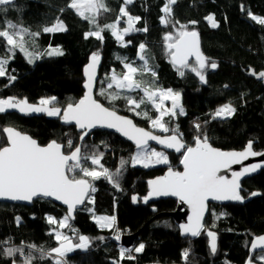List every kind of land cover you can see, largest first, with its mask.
<instances>
[{
    "label": "trees",
    "instance_id": "1",
    "mask_svg": "<svg viewBox=\"0 0 264 264\" xmlns=\"http://www.w3.org/2000/svg\"><path fill=\"white\" fill-rule=\"evenodd\" d=\"M122 2L107 0L112 9L107 13L113 16ZM67 3L68 0H15V5L6 13H0V26L10 20L35 32L53 24L58 16L68 26L66 32L41 34L36 41L40 51L49 44L53 47L62 46L65 53L63 56L45 55L29 64L23 54L17 52L16 58L8 66L9 71L15 70L13 74L17 79L5 87L7 79L0 78V98L27 97L29 102L37 103L42 97H56V104L63 108L68 102L78 101L84 95V67L91 54L99 52L101 68L95 96L109 106L108 99L98 95L99 89L106 87V82H101L106 81V75H110L111 69L115 68L117 72L124 70L117 56L136 61L137 65L142 64L137 58V46L144 42L152 57L150 63L156 66L157 83L182 94L186 114H178L171 119L165 117V120L170 128L179 125L180 132L184 134L183 140L188 145H194L192 138L197 134L194 123H200L202 132L208 135L209 141L216 147L241 150L249 140H253L254 150H264V80L248 73L249 68L257 73L264 71V26L253 21L247 11L240 9L243 4L253 14L264 17V0H177L173 5L174 20L183 24L198 21L195 25L188 24V30L198 31L205 57L218 64L216 69L209 67L206 70L207 83H202L191 72L181 77L169 62L163 36L168 32L175 34L180 26L165 27L160 23V9L165 0H134L133 4L127 6L132 15L142 18L136 27L146 25L148 28L147 32H134L125 36V41H132L127 47H122L109 32L104 33L103 43L94 37L84 39V33L90 29V25L76 15L74 10L69 9L61 14L59 10L65 8ZM209 15L214 16L218 27L213 28L205 19ZM112 18L103 19L99 16L98 20L104 25L112 23ZM2 54L3 49L0 48ZM148 78V74H145V79ZM224 103H231L236 112L228 118L212 119L215 110ZM115 107L118 112L131 116L137 124L152 129L149 120L129 112L122 99L115 101ZM146 110L151 116L155 115L150 105ZM9 125L31 135L41 145L53 139L63 144L68 139H72L74 144L80 142L81 133L75 126H65L59 117H50L45 113L24 115L9 111L0 114V129ZM3 144H6V138L0 131V145ZM82 150L89 155L103 152L101 163L115 172L121 158L129 160L136 147L118 134L97 129L87 136ZM65 151L70 150L65 148ZM168 158V165L149 168L132 167L130 163L125 165L119 179L120 190L103 178L92 181L97 189L91 194L94 203L87 201L74 218L68 221L69 226L62 229L63 234L74 241H78L79 235L87 234L91 243L87 250L75 249L67 254L68 264H113L119 258L117 244L112 239L116 227L129 229L127 235L139 234L133 249L140 243L145 245L142 253H133L136 255L135 260L125 258L122 264H245L252 240L264 233V169L242 182L243 196L247 197L252 192L260 193L259 196L243 204H210L205 226L207 228L215 224L212 230L217 234V251L213 255L206 231L195 238L182 237L174 219L162 214L176 209L175 199L143 202L142 198L148 193L149 179L162 175L169 167L181 170L182 155L168 153ZM88 163L90 165V161ZM134 195L138 197L136 203L132 200ZM213 212L225 215L217 219ZM66 213L67 209L46 199H36L31 206L0 202V241L10 238L16 245L23 241L48 251L57 247L58 243L54 235L50 234L55 226L50 225L46 217L51 215L60 219ZM96 215H115L114 229H101L93 219ZM16 217L21 218L19 224ZM99 237L104 239L100 240ZM185 249H189L186 261L182 257ZM28 251L33 252L32 264H53L51 259L41 258L39 252L26 247L25 252ZM262 254L264 252L255 253L252 259L264 264L258 259ZM15 259L19 264L22 257L16 256ZM0 264H11V259L0 255Z\"/></svg>",
    "mask_w": 264,
    "mask_h": 264
},
{
    "label": "snow or ice",
    "instance_id": "2",
    "mask_svg": "<svg viewBox=\"0 0 264 264\" xmlns=\"http://www.w3.org/2000/svg\"><path fill=\"white\" fill-rule=\"evenodd\" d=\"M133 3L134 0H123L116 20L104 25L99 23L98 18L102 13L112 11L107 0H68L66 7L59 11L63 14L66 10H74L76 15L90 25V29L84 33V39L94 37L103 43L104 33L109 32L122 47H127L132 41H125V36L134 32L148 31L146 25L141 28L136 27L142 18L129 12L127 6ZM176 3L177 0H165L160 9L162 15L159 20L162 25L175 27L179 24L180 26L175 34L168 32L163 36L165 53L181 77H184L186 72H191L202 83H207L206 70L209 67L216 69L218 64L205 57L201 51L199 33L196 30H188V24L195 25L198 21L193 20L188 24H183L179 20L173 19V5ZM14 5L15 0H0V13H6ZM240 9L247 11L253 21L264 26V17L256 16L250 10L245 9L243 4L240 5ZM125 17L127 18L126 27L121 28V21ZM205 19L211 23L213 28L218 27L213 15H209ZM66 31H68V26L59 16L56 17L53 24L44 26L35 32L23 24L13 23L10 20L5 21L0 26V48L3 49V54L0 55V78H5L8 81L4 86H10L17 79V76L13 74L15 70L9 71L8 67L16 58L17 52L22 53L29 64L45 55L49 57L63 56L65 53L62 46L53 47L49 44L46 49L40 51L36 41L41 34ZM137 58L143 63L137 65L136 61H129L127 57H116L124 70L117 72L115 68L111 69L110 75H106V81L101 82H106V87H101L98 93L99 96L108 99L109 106L107 107L93 95L96 70L101 60L99 52L91 54L90 61L83 70L86 78L85 95L78 101L68 102L63 108L57 106L56 97H42L37 103H30L27 97L0 98V114H6L9 111H17L24 115L43 112L50 117H59L65 124H75L80 130L79 139L81 142L92 129L97 127L114 129L128 140L133 141L137 149L129 160L121 158L120 166L113 172L101 163L103 152H93L89 155L82 150L81 144H74L72 139H68L66 144L53 139L46 145H41L32 136L22 133L14 126L2 127L0 131L5 134L6 144L0 145V198L28 202H32L34 198H52L67 206V213L62 218L57 219L51 215L46 217L47 222L55 226L51 229L50 234L54 235L58 243L57 247L45 251L35 244H25L23 241L16 245L11 242L10 238L0 241V255L11 259V264H17L16 256L22 257L19 264H32L33 252H25L26 247L39 252L41 258L51 259L53 264H68L67 254L69 252L75 249L87 250L91 243L89 237L79 235L78 243L73 244L58 229L69 226L67 222L73 217L78 205H84L86 200L88 203H94V197L90 194L95 193L97 189L92 181L103 178L114 188L120 190L119 179L125 165L130 163L132 167L140 165L144 168L160 164L168 165V156L163 151L151 147L149 141H155L159 145L181 153L180 163L183 166V171H174L169 167L166 175L149 180L150 190L142 198L143 202L147 203L153 196L178 197L182 203L189 205L192 212L188 222L180 225L182 235L198 237L202 231H206L210 251L213 255L216 253L217 234L212 230L215 228V224L206 228L203 222L205 212L208 210V201L243 203L246 197L241 194L243 191L241 179L259 169H264V161L233 172L230 179L218 173L221 169L241 163L249 157H264V151L254 150L253 140H249L242 151H222L212 146L208 135L202 132L200 123H194L197 132L192 138L194 145L184 143V134L180 132L179 125L170 128L168 121L165 120V117L171 119L178 114H186L181 103V92L172 88H163L157 83L158 73L155 70L156 66L150 63L152 57L148 53L146 43L141 42L137 46ZM192 58L195 63L190 62ZM248 73L257 79L264 80V71L257 73L254 69L249 68ZM145 74H148V79H145ZM113 88L116 91L110 92L109 90ZM137 90L142 92V95H132ZM121 99L125 102L129 112L149 120L152 129L171 134L163 137L156 135L153 131L137 126L132 118L119 115L115 101ZM168 101L171 102L170 107L166 105ZM149 105L157 113L155 117H152L146 110ZM235 112L236 108L231 103H224L215 110L211 118L224 119L231 117ZM65 148L70 151L66 152ZM250 195L257 196L260 193L252 192ZM132 200L133 203H136L138 197L134 195ZM213 215L216 214L213 212ZM223 215L225 213H220L216 215V218L219 219ZM94 220L101 229H114L116 224L115 215L94 217ZM16 221L19 224L21 218L16 217ZM99 239L103 240L104 237H99ZM115 239H120L118 231ZM251 248L253 251L260 248L264 252V235L256 237ZM144 249V243H140L134 249L121 248L119 258L113 264H122L125 258L135 260L136 255L133 253L140 254ZM188 255L189 249H185L182 253L185 261ZM258 259L264 262V254L260 255ZM247 264H253V259L249 258Z\"/></svg>",
    "mask_w": 264,
    "mask_h": 264
},
{
    "label": "water",
    "instance_id": "3",
    "mask_svg": "<svg viewBox=\"0 0 264 264\" xmlns=\"http://www.w3.org/2000/svg\"><path fill=\"white\" fill-rule=\"evenodd\" d=\"M197 32H198V31H197ZM199 39H200V35H199ZM200 46H201V39H200ZM201 51H202V48H201ZM202 52H203V51H202ZM203 54H204V53H203ZM89 61H90V60H89ZM192 61H195L194 58H192L190 62H192ZM88 63H89V62H88ZM88 63H87V64H88ZM87 64H86V65H87ZM86 65H85V66H86ZM100 68H101V60H100L99 66H98V68H97V70H96V72H97V75H96V84H95V87H94V90H93L94 98H96L95 94H96V90H97L98 82H99V79H100ZM84 83H85V82H84ZM84 91L86 92V89H85V88H84ZM85 92H84V95H85ZM84 95H83V96H84ZM83 96H82V97H83ZM82 97H81V98H82ZM96 99H97V98H96ZM101 103H102V102H101ZM104 105H105V104H104ZM105 106H106V105H105ZM106 107H107V106H106ZM118 114H119V115H123V116H128L129 118H132L131 116H129V115H125V114H122V113H120V112H118ZM132 119H133V118H132ZM133 121H134V123H136V121H135L134 119H133ZM61 123H62L63 125H65V126H75L74 123H73V124H65L62 120H61ZM136 124H137V123H136ZM137 126H139V127H143V128H145L146 130L153 131L154 134H156V135H160V136H162V137H163V136H166V135H170V134H163V133L156 132V131H154V130H152V129L146 127V126H142V125H139V124H137ZM75 127H76V126H75ZM76 128H77V127H76ZM77 129H78V128H77ZM97 129H101V130H105V131H109V132H112V133L118 134L119 136H121L122 138L126 139V140L129 141L131 144H133L134 147H135V144H134L133 141L128 140L125 136H123L121 133L115 131L114 129H108V128H100V127H97V128H95V129H92V130L90 131V133H92L93 131H95V130H97ZM17 130H18V129H17ZM78 131H80V130L78 129ZM22 133H24V132H22ZM90 133H89V134H90ZM25 134H27V133H25ZM28 135H29V134H28ZM30 136H31V135H30ZM33 138H34V137H33ZM86 138H87V136L85 137V139H86ZM34 139H35V138H34ZM85 139H84V141H85ZM84 141H82V142L80 141L79 144L82 145ZM183 142L186 143V141H184V140H183ZM209 142H210V141H209ZM38 143H39V142H38ZM210 143H211V142H210ZM186 144H187V143H186ZM211 144H212V143H211ZM149 145H152V146H154V147H157V148H159V149L165 151L166 153H174V154H176V155H182L181 153L176 152L174 149H169V148L164 147L163 145H159V144H157L155 141H149ZM187 145H188V144H187ZM212 146H213V147H216V146H214L213 144H212ZM245 147H246V146H245ZM216 148H219V147H216ZM219 149H221L222 151H242V150H244V149H241V150H224V149H222V148H219ZM182 151H183V150H182ZM263 151H264V150H263ZM261 161H264V157H249L248 159L242 161L241 163H238V164H232V165H231L230 167H228V168L221 169V171H220L218 174L221 175V176H224V177L230 179V178L232 177V173H233V172L241 171L245 166H249V165H252V164H256V163H259V162H261ZM173 170H174V169H173ZM262 170H263V169H259V170H257L256 172L251 173V174L246 175L245 177H243V178L241 179V185H242V182H243L245 179L250 178V177H252V176H255V175L259 174ZM167 171H168V169H167L162 175L157 176V177H161V176L166 175ZM174 171H183V166L181 165V170H174ZM157 177L151 178V179H149V180L155 179V178H157ZM149 180H148V181H149ZM147 184H148V182H147ZM242 188H243V185H242ZM243 189H244V188H243ZM149 190H150V189H149V185H148V192H149ZM147 194H148V193H147ZM241 194H242V193H241ZM90 195H91V194H90ZM257 196H259V195H257ZM257 196H251V195H249V196L246 197V199H245V201H244L243 203H245V202H247L248 200H250V199H252V198H254V197H257ZM166 198H172V199H175V200L177 201V207H176V209H175L173 212H170V213H162V214H164V215H169V216H171V217L174 219L176 225L178 226V228H179V230H180V234H181L182 237H191V238H195V237H192V236H190V235H186V234L182 235V229L180 228V225H181V224H186V223L188 222V218H189V216L192 215L191 208L189 207V205H187L186 203H182V202L179 200L178 197L170 196V195H169V196H153V197H151V198L148 200V202L157 201V200H160V199H166ZM36 199H46V200H50V201L54 202L55 204H57V205H59V206H61V207H64L65 209H67V206H66V205H63L62 202L55 201V200L52 199V198H34L32 202H28V201H11V200H8V199H6V198H0V202L31 206V205L33 204V202H34ZM86 202H87V200L85 201V204H86ZM229 203H233V204L240 203V204H243V203L238 202V201H213V200H209V201H208V204H207V208H208V210L205 212V216H204V221H203L204 224H205V220H206V218H207V216H208V213H209V210H210V204H220V205H225V204H229ZM85 204H84V205H85ZM84 205H78V206H77V210L74 212L72 218H74L76 212H77L79 209H82V208L84 207ZM138 235H139L138 233L130 234V235H129V234H128V235H125V236L123 237V240H122L123 244H124L127 248H133L134 243H135V239L138 238ZM261 235H264V233L261 234ZM261 235H258V236H256V237H259V236H261ZM256 237H255V238H256ZM255 238L252 240V242L255 240ZM252 242H251V244H252ZM251 244H250V254H249V257H248L247 261L245 262V264H247L249 258H253V255H254L255 253L262 252L260 248H257L255 251H253L252 248H251ZM145 264H183V263H159V262H154V263H145ZM253 264H262V263H260V262H258V261H256V260H253Z\"/></svg>",
    "mask_w": 264,
    "mask_h": 264
},
{
    "label": "rangeland",
    "instance_id": "4",
    "mask_svg": "<svg viewBox=\"0 0 264 264\" xmlns=\"http://www.w3.org/2000/svg\"><path fill=\"white\" fill-rule=\"evenodd\" d=\"M118 11H119V8L117 9V11H115V13L113 14V16L111 15V14H108V13H102L101 15H100V17L101 18H103V19H111L112 17V20H111V22H114L115 20H116V17H117V14H118ZM257 16V15H256ZM258 17H260V16H258ZM126 17L125 18H123V20L121 21V24H120V27L122 28V27H126V23H125V21H126ZM215 19V18H214ZM163 88H165V87H163ZM173 89V88H172ZM173 90H175V89H173ZM175 91H178V90H175ZM180 92V91H179ZM137 93H139V95H142V92H140L139 90H137V92L136 93H132V95H135L136 96V94ZM30 103H32V102H30ZM181 103H182V105H183V102H182V98H181ZM166 105L168 106V107H170L171 106V102L170 101H168V102H166ZM57 106H59L60 107V105H57ZM184 107V106H183ZM151 110H153L154 111V109H152L151 108ZM41 113H43V112H41ZM41 113H31V114H41ZM46 114V113H45ZM154 116H152V117H155L156 115H157V113L154 111ZM47 115V114H46ZM150 115H152V114H150ZM48 116V115H47ZM154 130H156V131H160V130H158V129H154ZM161 132V131H160ZM151 147H153V148H155L156 150H158V151H163V150H161V149H159V148H157V147H154V146H152V145H150ZM137 151V149L135 150V152ZM134 152V153H135ZM167 156H168V153H166L165 151H163ZM160 165H164V164H160ZM137 166H140V165H137ZM156 166H158V165H156ZM142 167V166H141ZM154 167V166H153ZM99 216H105V215H96V216H94V217H99ZM94 217H93V219H94ZM95 221V220H94ZM68 223V222H67ZM59 231H62L63 232V230L62 229H58ZM82 235H85V236H87V234H82ZM88 237V236H87ZM71 241H72V243L73 244H75V243H78V241H74L73 239H71V238H69ZM69 253H71V252H69ZM68 253V254H69Z\"/></svg>",
    "mask_w": 264,
    "mask_h": 264
},
{
    "label": "built area",
    "instance_id": "5",
    "mask_svg": "<svg viewBox=\"0 0 264 264\" xmlns=\"http://www.w3.org/2000/svg\"><path fill=\"white\" fill-rule=\"evenodd\" d=\"M117 231L119 232V236H120V239H119V240H116V239H115V236H116V234H117ZM128 231H129V229L116 227L115 232H114L113 235H112V239L116 242V244H117V249H118L119 251H120L121 248H127V247L123 244L122 240H123V237H124L125 235H127V232H128Z\"/></svg>",
    "mask_w": 264,
    "mask_h": 264
}]
</instances>
